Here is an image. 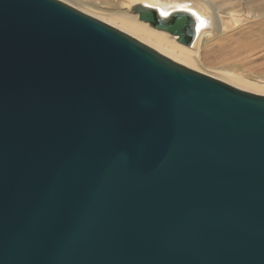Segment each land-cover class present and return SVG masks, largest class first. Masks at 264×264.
Segmentation results:
<instances>
[{"label":"water","instance_id":"1","mask_svg":"<svg viewBox=\"0 0 264 264\" xmlns=\"http://www.w3.org/2000/svg\"><path fill=\"white\" fill-rule=\"evenodd\" d=\"M0 264H264V96L0 0Z\"/></svg>","mask_w":264,"mask_h":264},{"label":"bare ground","instance_id":"2","mask_svg":"<svg viewBox=\"0 0 264 264\" xmlns=\"http://www.w3.org/2000/svg\"><path fill=\"white\" fill-rule=\"evenodd\" d=\"M59 1L135 39L163 58L170 59L191 71L241 91L264 96L263 75H246L241 71L243 68L239 70L237 66H234L236 63L230 66L220 65L211 70L203 65L205 52L210 54L217 48L220 49L216 52L217 56L224 57L225 60L230 58L225 52L232 51L237 52L232 58L245 54H248L250 58L257 53L264 55V49L259 50L260 46H258V42L264 39V0ZM226 2H235V4L233 7L223 6L222 4ZM182 14L193 18L185 28L187 31L185 38L171 32L166 24L170 17L176 18ZM156 17L160 21L152 22ZM242 26L252 28L256 32L253 37H246L254 41L246 42L239 39L240 42L235 47L232 46L233 50L224 41H231L233 33H236L235 30ZM190 32L192 37L186 41Z\"/></svg>","mask_w":264,"mask_h":264},{"label":"rangeland","instance_id":"3","mask_svg":"<svg viewBox=\"0 0 264 264\" xmlns=\"http://www.w3.org/2000/svg\"><path fill=\"white\" fill-rule=\"evenodd\" d=\"M86 1H89V0H86ZM235 4V2H226V3H224V4H222L223 6H228V5H230V6H232L233 7V5ZM130 11V10H129ZM131 12V11H130ZM241 13H242V15H243V11L241 10ZM244 28V29H243ZM247 29V30H246ZM249 29H250V33H249ZM243 30V31H242ZM236 31V33H233L234 34V36L230 39L231 41H224V42H226V44H227V46L228 47H230L231 49H233L234 50V48L233 47H235L236 46V44L237 43H239L240 41H248V42H253L254 40L253 39H250L249 40V38L250 37H253V35H255L256 34V32L255 31H253V29L252 28H247L246 26H242V27H239L237 30H235ZM244 35H243V34ZM248 33V34H247ZM252 33H254V34H252ZM237 35V36H236ZM239 35V36H238ZM247 35H249V36H247ZM237 37V38H236ZM241 37V38H240ZM246 37H249V38H246ZM243 38V39H242ZM239 39H241L240 41H239ZM235 40V41H234ZM237 40V41H236ZM233 44V45H232ZM258 46H260V48H259V50H263L264 49V39L263 40H261V41H259L258 42ZM226 46V47H227ZM233 46V47H232ZM263 47V48H262ZM220 49L219 48H217V49H215V50H212L213 51V53H210L209 54V52L207 53V52H205V54H204V67L205 68H209L210 70L211 69H216V68H218V67H220V65L221 66H230V65H234V63H236L234 66H237V68L239 69V70H241L242 68H243V70H241L242 72H244V74H248V75H255V76H261V75H263L264 76V55H261V53H257L256 55H254V57L253 58H250V56L248 55V54H245V55H242V56H239L238 58H232V56H235V54L237 53V52H234V51H232L231 53H228V52H225L227 55H229V59H223L222 57H218L217 56V54H216V52L217 51H219ZM208 51V50H207ZM225 54V55H226ZM264 54V53H263ZM224 56V55H223ZM227 62V63H226ZM207 64V65H206ZM226 64V65H225ZM242 65V66H239V65ZM206 65V66H205ZM218 66V67H217ZM207 68V69H208ZM244 69H245V71H244ZM248 72H247V71Z\"/></svg>","mask_w":264,"mask_h":264}]
</instances>
